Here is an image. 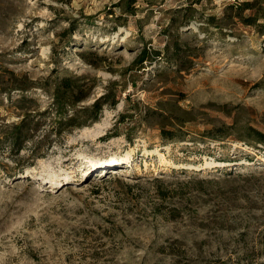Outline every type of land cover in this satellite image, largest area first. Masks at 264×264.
<instances>
[{"label":"rangeland","instance_id":"obj_1","mask_svg":"<svg viewBox=\"0 0 264 264\" xmlns=\"http://www.w3.org/2000/svg\"><path fill=\"white\" fill-rule=\"evenodd\" d=\"M248 128L264 0H0V264H264Z\"/></svg>","mask_w":264,"mask_h":264},{"label":"trees","instance_id":"obj_2","mask_svg":"<svg viewBox=\"0 0 264 264\" xmlns=\"http://www.w3.org/2000/svg\"><path fill=\"white\" fill-rule=\"evenodd\" d=\"M230 8L234 7L232 5H228ZM240 9H248V8H251V5L248 4V3H243L240 5L239 7ZM243 21H245V23L247 25H256L257 24V20L254 18V17H244L242 18ZM142 56H140L138 59H137V63L140 65L144 60H145V57L147 56L145 54V52H142ZM67 82V79H63V85L64 86H69L68 84H66ZM247 136L254 142H257V143H261L264 145V134L262 132H260L259 130L257 129H252V128H248L247 129Z\"/></svg>","mask_w":264,"mask_h":264},{"label":"bare ground","instance_id":"obj_3","mask_svg":"<svg viewBox=\"0 0 264 264\" xmlns=\"http://www.w3.org/2000/svg\"><path fill=\"white\" fill-rule=\"evenodd\" d=\"M131 158H130V157ZM133 158H134V156H133V153H131V154H127V155H124V156H121V158H120V161H118L119 160V158L118 159H109V160H101V159H93V160H90L89 161V163H88V165H86V168H89L90 169V171H88V174L91 172V170H92V168H94V167H96V168H98V167H104V166H107V165H111V166H113V165H116L117 163L119 164V162H126V161H129L130 159V161L132 162V160H133ZM127 163V162H126ZM90 164H93V166L92 165H90ZM84 169L82 172H84V171H87V169ZM87 174V175H88ZM86 175V176H87ZM102 175V174H101ZM104 175H106V172H104ZM85 176V177H86ZM46 183V182H45ZM48 183V182H47Z\"/></svg>","mask_w":264,"mask_h":264}]
</instances>
